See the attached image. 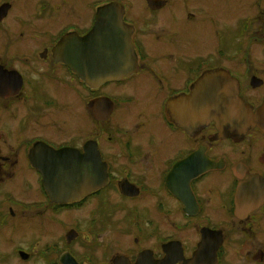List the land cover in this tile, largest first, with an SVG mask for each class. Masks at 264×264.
<instances>
[{
    "label": "flooded vegetation",
    "instance_id": "obj_1",
    "mask_svg": "<svg viewBox=\"0 0 264 264\" xmlns=\"http://www.w3.org/2000/svg\"><path fill=\"white\" fill-rule=\"evenodd\" d=\"M212 71L252 126L181 124ZM0 264H264V0H0Z\"/></svg>",
    "mask_w": 264,
    "mask_h": 264
},
{
    "label": "water",
    "instance_id": "obj_2",
    "mask_svg": "<svg viewBox=\"0 0 264 264\" xmlns=\"http://www.w3.org/2000/svg\"><path fill=\"white\" fill-rule=\"evenodd\" d=\"M221 73L220 71L214 72L199 79L190 94L181 95L175 100L182 107L179 111V119L183 123L188 124L189 120H195L194 126L199 127L211 120H216L217 126L223 132L237 130L238 128L246 129L254 124V115L250 107L239 96L235 79L230 76L225 79L226 76ZM220 81L223 82L222 86L219 84ZM189 126L191 127V125ZM50 152L52 154L50 159L62 155L61 158L53 160L52 164L56 169L60 167L62 170H67L68 178V182H66L67 180L65 181L63 178L65 175L61 176L59 171L57 174L59 179L53 180V186L56 188L53 192H62L60 199L67 201L86 194L87 184H84L80 189L75 187V182H79V172H77L74 163L76 150L62 152V150L52 149L49 151V155ZM35 164L46 167L48 162L41 163L36 160ZM71 182L73 184H70Z\"/></svg>",
    "mask_w": 264,
    "mask_h": 264
}]
</instances>
